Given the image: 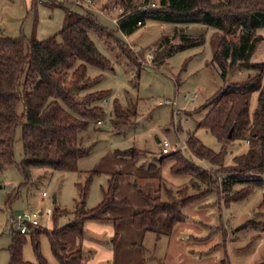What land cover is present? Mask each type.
<instances>
[{
  "label": "rangeland",
  "instance_id": "1",
  "mask_svg": "<svg viewBox=\"0 0 264 264\" xmlns=\"http://www.w3.org/2000/svg\"><path fill=\"white\" fill-rule=\"evenodd\" d=\"M93 1L94 5H88L87 0H80L81 4L77 0H0V36L43 40L60 31L67 11L82 13L85 9L111 32V35L88 32L111 66L100 69L87 64L86 76L91 82L75 92L79 97L93 91L105 93V97L95 102L105 115L99 118L100 122L89 120L87 127L78 133L77 144L84 153L78 159L77 170L63 172L46 166H25V172H21L17 166L8 165L0 171V264H8V250L13 234L18 232L11 226V217L26 210L41 211L36 228L51 231L63 226L76 212L80 201L78 185H84L88 172L94 170L85 208H93L102 200V190L107 188L109 175L115 171L120 173L115 199L126 198L129 205L107 213L110 220L86 221L82 234L71 232L60 237L67 249H81L82 264H136L141 258L146 260L145 264H264V229L241 228L247 221H264V176L260 185L251 186L245 198L226 203L222 194L205 183L194 179L197 187H193L191 176L171 173L172 161L160 167L159 158L163 154L157 143V138L165 139L169 147L180 146L183 155L197 165L215 169L207 160L192 155L185 145L186 138L193 134L207 148L220 151L216 138L197 127L206 113L204 105L225 83L246 80L254 71L236 66L227 69L224 79L221 77L220 69L211 63V39L216 32L212 27L146 20L133 33L124 35L113 21L124 10L120 1ZM133 2L144 4L143 0ZM149 2L157 5L158 0ZM259 30L263 34V29ZM181 35H203L204 41L200 45L180 47ZM163 37L167 38L168 52L162 51ZM119 42L124 43L125 52ZM263 60L264 40L258 44L251 62ZM166 99L169 104H159ZM115 102L123 109L117 117L111 114ZM256 105L257 93L253 92L249 99L250 113ZM21 111L19 103L17 113ZM20 136L18 127L13 144L17 165L24 154ZM129 148L140 151L136 161L115 155L116 151ZM225 149L223 164L229 166L235 156L247 151L248 142L236 139ZM149 165L159 171H149ZM223 175L213 172L217 179ZM183 186L187 195L198 197L183 207L185 220L176 223L170 234L161 233L162 215L157 217L155 228L133 227L131 212L145 205L135 188L167 200V190L174 192ZM243 186L236 184L232 189ZM43 192L46 196H42ZM55 209L60 211L59 216L54 215ZM34 230L29 228L24 235L21 250L25 261L38 264L32 241ZM36 237L47 264H58L46 234ZM130 242L140 246L131 248Z\"/></svg>",
  "mask_w": 264,
  "mask_h": 264
},
{
  "label": "trees",
  "instance_id": "2",
  "mask_svg": "<svg viewBox=\"0 0 264 264\" xmlns=\"http://www.w3.org/2000/svg\"><path fill=\"white\" fill-rule=\"evenodd\" d=\"M119 1L124 10L119 14L116 26L122 34L133 33L140 27L137 23L143 26L146 20L204 24L216 30L211 39V63L220 69L223 79L228 68L237 66L254 71L246 80L225 83L204 105L206 113L197 127L206 129L216 138L221 145L220 151L207 148L193 134L186 138L185 145L192 155L207 160L216 166L215 169L202 168L181 150L159 158L160 167L166 161H172L171 173L191 176L193 187H197L194 179L205 183L222 194L226 203L245 198L251 186L260 185L264 176V60L251 62L258 44L264 40V0H158L157 5L149 0H143L142 5L134 0ZM152 3L154 6L150 7ZM259 29H263V34L258 33ZM89 31L111 35L95 15L85 9L82 13L67 11L60 31L43 40L0 36V171L8 165L17 166L21 172H25V166H46L63 172L77 170L78 159L84 153L77 144L78 133L87 127L89 120L100 122L99 118L105 115L95 104L105 97V93L93 91L79 97L75 92L91 82L86 76L87 64L100 69L111 66L96 49ZM179 39L180 47L196 46L204 41L203 35H181ZM119 45L125 52L124 43L119 42ZM161 45L164 46L162 51L168 52L166 37L162 38ZM253 92L257 93V105L250 113L249 99ZM19 103L22 104L20 114L17 113ZM122 111L115 102L111 114L117 117ZM18 127L24 154L17 165L13 144ZM236 139L248 141V149L235 156L232 165L225 166V147ZM139 154L140 151L134 148L115 152L116 156L132 161H136ZM157 169L149 165V171ZM214 171L224 175L217 179L213 177ZM95 173V170L89 171L85 184L78 185L80 201L72 220L51 231L35 227L32 241L38 264L47 262L40 253L36 235L46 234L58 264H82L81 249L68 251L60 237L71 232L82 234L86 221L110 220L108 210L129 205L126 198L114 197L120 177L115 171L110 173L107 188L102 190V200L93 208H85L89 182ZM236 184L244 186L233 190ZM135 191L146 207L132 212L133 227L137 230L155 228L157 217L162 215L161 233L165 235L170 234L176 223L185 220L183 207L198 197L187 195L185 186L174 192L167 190V200L139 188ZM262 207L264 216V198ZM54 212V215H60L58 209ZM247 226L264 229V221H247L241 228ZM24 235L13 234L8 264H33L22 257Z\"/></svg>",
  "mask_w": 264,
  "mask_h": 264
},
{
  "label": "built area",
  "instance_id": "3",
  "mask_svg": "<svg viewBox=\"0 0 264 264\" xmlns=\"http://www.w3.org/2000/svg\"><path fill=\"white\" fill-rule=\"evenodd\" d=\"M77 4H81L80 0H77ZM87 4L88 5H94L95 2L93 0H87ZM151 6H154V4L152 3ZM115 8V7H114ZM117 19H113V21L115 23H117ZM138 26H141V23L138 22L137 23ZM169 100H165V101H160L159 104H169ZM248 142V141H247ZM159 144L161 145V154H169L171 152H174L176 150L181 149L180 146H172L169 147V144L167 142V140L163 139L159 141ZM42 196H46V194L43 192ZM43 212L38 211V212H32V211H24L21 213H18L15 217H11L10 219V223L12 227H15L18 230V233L20 234H26L29 228H35L38 227L39 222H38V215L42 214ZM46 216L49 218L50 214L49 212L45 213Z\"/></svg>",
  "mask_w": 264,
  "mask_h": 264
},
{
  "label": "crops",
  "instance_id": "4",
  "mask_svg": "<svg viewBox=\"0 0 264 264\" xmlns=\"http://www.w3.org/2000/svg\"><path fill=\"white\" fill-rule=\"evenodd\" d=\"M159 141H160V139L159 138H157V143L159 144ZM157 171H159L158 169L157 170H155V172H157ZM115 197V196H114ZM56 199V198H55ZM116 199H119V198H116ZM143 207H146V204L143 206ZM111 210H118V209H110V210H108L107 211V213H109ZM134 211V210H133ZM132 211V212H133ZM132 212H131V214H132ZM131 214H130V217H131ZM68 220H71V219H68ZM132 220V219H131ZM117 236V235H116ZM116 236H114V238H113V242H115V238H116ZM75 246V245H74ZM128 246H130L131 248H133V247H137V246H140V243H137V242H130L129 244H128ZM68 251H72L73 249H67ZM111 254H112V258L113 259H116V256L111 252ZM111 255L109 254L108 255V257H110ZM146 263V260L144 259V258H141V259H138L137 260V263L136 264H145Z\"/></svg>",
  "mask_w": 264,
  "mask_h": 264
},
{
  "label": "water",
  "instance_id": "5",
  "mask_svg": "<svg viewBox=\"0 0 264 264\" xmlns=\"http://www.w3.org/2000/svg\"><path fill=\"white\" fill-rule=\"evenodd\" d=\"M229 136H230V133H229ZM56 201V199H55V197L53 198V202H55Z\"/></svg>",
  "mask_w": 264,
  "mask_h": 264
}]
</instances>
